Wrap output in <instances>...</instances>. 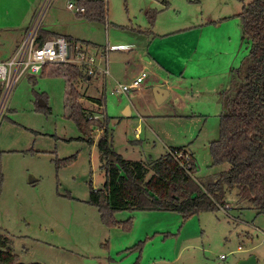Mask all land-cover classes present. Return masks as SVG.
<instances>
[{"label": "rangeland", "instance_id": "374dc122", "mask_svg": "<svg viewBox=\"0 0 264 264\" xmlns=\"http://www.w3.org/2000/svg\"><path fill=\"white\" fill-rule=\"evenodd\" d=\"M102 1L107 7V26L68 10V3L74 0H50L40 26L99 45L84 49L100 66L106 60L102 52L107 37L115 31L110 30L112 23L132 22L160 35L185 29L168 36L166 39H174L160 47L159 55L177 70L181 48L187 50L188 46L189 51L195 44L198 50L193 59L199 69L188 76L195 62L188 63L184 80L174 81L183 98L175 100L171 94L161 104L152 94L155 86L148 75L150 68L143 70L145 78L140 84V89L147 87L129 96H112V85L107 83L104 89L101 80L77 81L76 102L85 115L108 119L113 148L126 160L157 159L168 147H184L195 159V179L228 170L227 163L213 164L210 147L218 139L223 111L219 87L227 82L225 86L231 87L227 98L232 94L237 69L248 54L249 45L241 40L236 16L251 0H167L170 8L161 13L159 0V5L150 6L158 10L152 27L144 15L148 0ZM0 38L7 47L16 46L11 43L13 34L0 31ZM111 51L109 59L118 53ZM65 68L48 65L35 83L23 76L4 102L0 86V236L11 242L17 262L237 264L253 255L257 264H264V215L238 211L233 204L187 219L174 212L119 211L112 218L122 224L129 222V229L108 226L98 209L88 203L90 188L101 189L105 182L96 145L102 132L92 126L94 143L80 140L84 136L69 118ZM139 74L121 84L129 85ZM126 97L135 108L130 118L122 117L129 106ZM93 98L103 106L94 105ZM40 101L44 107L39 106ZM68 159L73 160L64 164Z\"/></svg>", "mask_w": 264, "mask_h": 264}, {"label": "trees", "instance_id": "16d2710c", "mask_svg": "<svg viewBox=\"0 0 264 264\" xmlns=\"http://www.w3.org/2000/svg\"><path fill=\"white\" fill-rule=\"evenodd\" d=\"M75 2L84 8L85 20L105 23L104 1ZM156 12L148 13L150 27ZM236 17L240 20L241 40L249 45V50L237 69L232 94L220 115L218 139L210 147L213 164L227 163L229 169L204 180L194 178L195 159L184 148H169L182 153L177 160L170 152L157 159H124L113 148L108 119L89 120L76 102L78 93L74 83L89 78L84 69L61 65L66 67L63 71L67 78L69 118L84 136L80 140L94 143L92 126L102 132L96 145L105 182L101 189L90 188L88 203L98 209L108 226L129 229V222L122 224L112 218V213L119 211L174 212L187 219L203 212L216 213L233 204L238 211L264 215V0H251ZM48 36L39 27L37 44L41 45ZM30 81L35 83L34 79ZM92 100L101 104L98 99ZM10 243L8 238L0 236V249L6 251H0V264H23L12 256Z\"/></svg>", "mask_w": 264, "mask_h": 264}, {"label": "crops", "instance_id": "0c3cea01", "mask_svg": "<svg viewBox=\"0 0 264 264\" xmlns=\"http://www.w3.org/2000/svg\"><path fill=\"white\" fill-rule=\"evenodd\" d=\"M41 2L43 3V0H0V31L2 32L4 31L6 32V34H10V35L13 34L14 39L12 40L11 43L12 45H16L12 47H7L5 45L6 42L1 40L0 38V41H3L1 43H4L3 45L0 46V49H13L21 43L26 32L29 29V26L31 25L32 19H34L35 13H37L38 9H40L42 5ZM161 2L163 3V5H162V9L159 10L160 13L163 10H167L170 8L167 0H165V2L162 0ZM148 3L149 6H146V8L144 9V15L146 19H148V13L154 10L158 11L156 10V8L151 9L150 6L152 4L159 5V0H148ZM75 14L79 18L84 19L82 14H78V13ZM107 23L108 22L106 15L105 23H99V24H105V26H107ZM147 24L149 26L148 20H147ZM110 27H111L110 30H113L115 28L114 29L115 31H113L112 37L110 36V33L107 37L106 46L104 47L105 51L103 50L102 52L106 60L104 62V65L101 64V66H105L108 68L109 75L98 78L89 77L88 81L91 82L95 80V82H98L101 80L102 84L104 85V89L106 88L107 83H110L113 88L116 83H123L124 80L127 81L129 79H133V77L137 75L138 72L140 73L143 72V70H147V68H150L151 70L149 71L148 75L150 76L151 80L153 79L152 85L166 89L169 93L167 99H169L171 94H173L175 100L176 99L181 100L183 96H181L182 94L179 96V91H178L179 85L175 84L174 81H176L177 83V80H182V81L184 80V73L186 72L187 66L191 62H195V64L192 68V71L189 72L188 76L195 75L196 71L199 69V66L196 63L195 59H193V55H196L198 49L195 46V44L190 46L189 51H188V46H187V50L184 48L185 46L182 48L179 46L181 50L180 51L179 49L177 50L182 54L181 55L182 62L181 64L177 65L178 67L177 70H172L171 64L164 62L166 60H164V58H162L163 56H160L159 54L162 53L160 47L165 42L174 39V38L166 39L168 36L181 33L185 29L179 31L175 30L173 32H168L167 34L160 35V34H156L153 31L147 32L148 27L145 29H141L140 26L138 25L134 26L132 22L120 26L112 23ZM40 28L43 29L46 33H48L49 36L46 38V40L49 39L50 37H62L66 39L68 42L70 41L71 42V43L69 42L70 44L75 43L76 45L81 44L84 47L94 46L97 48L99 46L89 41H80L76 37H73L70 34L62 35L54 31H50L46 27H42V25L40 26ZM158 35H160L161 37L157 38L159 37ZM197 36L195 37L197 38ZM189 44L190 43H188L187 45ZM110 49L118 50L117 51L118 53L116 55L111 56L112 59L111 58L109 59L110 54L113 52ZM187 52H190V54L187 55ZM44 73L45 71L43 72V75ZM27 76H28L27 77L28 80L31 79L36 80V76L33 75H27ZM159 81H161V83H159ZM226 84L227 82L223 83V85L221 84L219 87L220 88L219 90L221 91V108H223L222 113L224 112V108L227 101L226 91H229L231 88L228 85L225 86ZM146 87L147 86L144 85L142 89L139 90L143 91ZM228 87L229 89L227 90ZM131 92L127 93V96H129ZM126 98L129 101V106H126L129 107V116H122V117L130 118L132 117V110L135 108L130 98L129 97ZM93 99H97V98H93ZM93 104L97 105L98 107L103 106L102 102L101 104H97L96 102L93 101ZM137 116H140L138 111H137ZM168 148L166 150H168ZM176 148H184V147H176ZM186 151L189 152V150L187 149Z\"/></svg>", "mask_w": 264, "mask_h": 264}, {"label": "built area", "instance_id": "2783aa9c", "mask_svg": "<svg viewBox=\"0 0 264 264\" xmlns=\"http://www.w3.org/2000/svg\"><path fill=\"white\" fill-rule=\"evenodd\" d=\"M76 1V0H74ZM50 0H44L37 15L26 32L21 43L13 49H0V86L3 89L2 102L6 101L8 95L16 83L25 75H40L48 65H74L82 67L85 74L91 78H98L109 75L105 66H100L93 56H90L83 45L70 44L62 37H52L45 40L41 45L37 44V32L42 17L47 9ZM67 9L78 14L85 12L76 2H69ZM145 73L140 72L139 76L129 85L116 83L112 88V96L127 95L131 91L141 88ZM89 120H99L95 115L89 116ZM177 160L182 153L176 150H167ZM223 258V257H222Z\"/></svg>", "mask_w": 264, "mask_h": 264}, {"label": "water", "instance_id": "95a60500", "mask_svg": "<svg viewBox=\"0 0 264 264\" xmlns=\"http://www.w3.org/2000/svg\"><path fill=\"white\" fill-rule=\"evenodd\" d=\"M152 94L154 97V100L156 101L157 104H161L168 98V91L164 88H161L159 86H155L152 89ZM40 107H44L45 104L42 103V101L39 102ZM122 116H129V107L125 108V111L123 112ZM237 264H257L255 256L251 255L247 257L246 259L239 260Z\"/></svg>", "mask_w": 264, "mask_h": 264}]
</instances>
